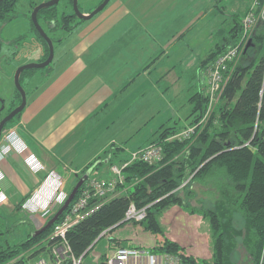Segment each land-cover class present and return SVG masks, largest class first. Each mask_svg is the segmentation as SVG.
Returning a JSON list of instances; mask_svg holds the SVG:
<instances>
[{
    "label": "trees",
    "instance_id": "trees-1",
    "mask_svg": "<svg viewBox=\"0 0 264 264\" xmlns=\"http://www.w3.org/2000/svg\"><path fill=\"white\" fill-rule=\"evenodd\" d=\"M18 1L0 0V17L10 19ZM36 5L37 3L31 4V12ZM70 6L73 7V0H60L53 6L41 8L37 14L39 23L54 45L57 41L62 42L64 37H54L51 32L61 29V35L71 33L84 21L77 17L73 9L69 11ZM247 10L244 13L232 14L229 31L203 59L199 70L193 73L202 88L189 98L193 104L189 113V125L197 123L206 114L209 93L207 80L206 83H202V80L204 77L207 78L208 68L217 57L239 41L242 34L241 17ZM31 24L44 49L40 60L43 61L49 55V47L33 21ZM50 67L51 64L45 67V73H48ZM36 71L37 68L24 70L20 76L21 84L24 76L30 83ZM40 79L45 80L46 77L39 78V81ZM35 88L31 87L30 91ZM16 93L19 102L16 104L13 101L8 112L21 102V94L17 89ZM20 114L21 112L10 120L7 126L16 123ZM257 119L259 128L251 145H243L252 138ZM177 127L176 124L171 126L162 124L157 131L158 136L148 143L158 144L162 148V158L154 163L143 160L128 163L122 169L123 183H117L116 186L124 191L103 201L97 210L68 231L67 237L75 255L83 253L86 255L104 229L112 227V231L127 222H140L146 230L163 233L160 216L172 206L179 205L191 214H201L209 221L213 250L211 260H198L191 255L183 254L181 252L183 247L168 238H165L162 244L153 246V250L180 252L185 264H231V246L239 242L237 235H241L242 230V225L237 229L232 223L233 217L230 214L233 213L235 216L234 213H237L239 223L242 221L247 230L249 243H245V246H248L249 263L264 264V23L259 24L252 36L251 44L237 61L220 102L211 111L204 128L186 139H170L169 136L177 131ZM103 153L105 156L97 157L79 171L81 173L76 182L88 171L89 175L71 204L80 196L91 178L96 177L94 174L96 170L122 164L131 158V153L126 152L120 145L112 144ZM109 176L101 178L110 180ZM201 192L204 194L202 197H212L214 204L210 206L193 204V199L199 197ZM215 192L218 197H214ZM28 196L29 194L20 197L13 210L0 205V264H21L26 261L21 257L25 253L28 252V256L33 257L42 252L44 250L42 246L32 248L50 235L54 225L61 221L69 210L68 207L57 221L39 234H36V231L48 220L39 228L35 227L34 222H28L30 228L23 233L25 236L21 235V239L11 243L10 235L22 234V230L19 232L17 230L19 226L23 228L19 224H24L22 221L24 219L18 214L25 211L22 205ZM199 201L204 202L203 199ZM131 202L137 208L145 207L146 216L141 221L125 219ZM52 216L53 214L49 215L48 219ZM117 244L133 246L125 240L111 243L113 247ZM17 258L19 259L14 260ZM104 259L105 255L100 264L104 263Z\"/></svg>",
    "mask_w": 264,
    "mask_h": 264
},
{
    "label": "rangeland",
    "instance_id": "rangeland-1",
    "mask_svg": "<svg viewBox=\"0 0 264 264\" xmlns=\"http://www.w3.org/2000/svg\"><path fill=\"white\" fill-rule=\"evenodd\" d=\"M44 1L47 0H19L16 10L12 13L10 19H2L0 17V101L2 100L1 102L4 104L2 108L3 112L0 115L4 114L8 108L12 106L13 101L16 104L19 102L14 81L17 68L22 64L39 62L41 60V57L36 56V51L33 50V48H35V42L39 44L41 51L44 53L42 43L32 30L31 24V4H39ZM101 1L102 0H78V6L80 10L87 13V11L93 10ZM127 2L128 6L132 7V12L134 11L138 18L147 20L144 24L146 30H141V32L139 30V36L141 37L136 43V49L134 50L132 46L129 51L128 58L131 65L129 68L125 69L126 71L131 70V73L135 71V80L124 87L122 85L124 82V75L120 73L115 83H108L111 91L113 90V86H120V90L116 92L117 97H113L112 92L107 95L109 91L104 87L96 89L95 87L97 85L95 82L90 81L86 86L90 88V92L93 94H98L100 97L107 95L106 97H101L102 101L108 105L106 106L104 103L101 105L102 107L98 116L100 122L98 131L102 133L106 140L110 136H114L117 141L116 144L120 145V142H123L124 145L121 146L125 148L126 152L131 153L135 149L142 148V145H151L148 143L158 136L157 131L162 124H164V126L176 124L178 126L177 131L172 134V136H169V138L179 139L185 135L184 131L188 129L189 126L197 124L202 119L201 118L197 123L189 125V113L193 105L189 101V98L197 90L201 89L198 78L195 79L193 72H195L194 70L196 69L199 70V63L201 64L203 59L215 47V44L221 40L222 36L226 34L227 31H229L232 25V14L236 12L244 13L251 5L252 0H127ZM72 9L74 11V7L70 6L69 11H72ZM122 9H124V7L122 8L118 5V0H110L102 11L98 12L92 18L81 22L71 33L61 35V29H56L51 32L54 37L59 36L64 37V39L62 42L57 41L54 45L55 58L51 63L48 73H45V68L37 69L34 75V81L32 80L30 83V80H28L26 76L23 77L22 86L25 91L27 90V104L23 110L24 114L32 108H37L41 110L40 115H42L43 118L49 119L51 111L53 108H56L61 111V117L64 119L67 117L69 102L75 97L81 100V97L79 98L80 94L85 96L84 99H86L88 103V106L82 108V110H86L92 104V98H94L95 95H88L80 89L74 90L69 88V85L66 86L69 89L61 90L60 88L53 89V87H48L44 92L40 91L35 95L32 94L36 93L41 84H44V80L40 79L39 81V78L46 77L47 79L48 77H52L58 65L60 68L67 66L66 63L64 65L59 63L58 54L60 50L64 47H71L74 40L80 35H84L86 31H104L116 19L118 12ZM242 16L244 17V15ZM243 17L241 18L243 19ZM134 63L136 65H133ZM146 64L152 65V71L149 75L145 74ZM173 64L176 65L174 69L178 77H176V74L166 75L168 79H171L169 84L166 77L160 74V70L165 67L164 65L169 66ZM114 75L116 76L117 73H114ZM133 75L134 74H132L131 77ZM109 76L111 77V74ZM53 78L54 77L49 78L50 80H48L51 82ZM68 79L69 75H64L62 76V80H59L57 83H62L63 85ZM203 79L206 83L207 78L204 77ZM129 80L130 79H128L125 84H127ZM36 86L37 88H35ZM31 87L36 89H34L35 92L34 90L30 91ZM90 96L91 98H89ZM34 97L37 98L35 103ZM118 106H120V112L116 115L113 110ZM102 119H104V122L101 127ZM88 121L92 124L94 119L90 118ZM89 122L78 127L77 131H79L82 126L86 128ZM15 126L16 123L11 126L8 125L5 134ZM101 139L102 138H99L97 140L100 141ZM95 148V144L92 146L89 145L86 150L90 151ZM103 152L104 151L101 150L99 152L100 155H95L92 160L94 161L97 157H102V155L105 156ZM79 173L77 176L72 177V175H69L70 177H67L68 181L64 186L66 198L77 183L76 180ZM94 174L99 178H101V176L108 177L109 175L111 179L115 178L111 171V166L96 170ZM64 177H66V174H64ZM0 189V205L13 210L14 205L20 197H6L2 186H0ZM34 191L35 190L27 193V195L29 194L28 199L25 200L22 205V209L25 211L18 214L20 218L24 219L22 220L24 224H19L22 225L23 228L19 226L17 230L18 232L22 230V234L15 233L10 235L9 240L11 243L21 239V235L25 236L23 233H26L30 228L28 227V222H34L35 227L39 228L48 220V215L54 214L63 204L58 205V208H51L46 216L40 215L37 212L38 210H30L33 207L34 197L38 195V192ZM122 191L124 190L116 188L108 197L119 195ZM203 195L204 194L201 192L200 196L195 197L192 203L198 204V206L201 204H205L206 206L214 204L212 201L213 199H211L212 197H202ZM199 199H203L205 203H201L202 201L200 202ZM216 201L217 200H215V202ZM178 206L179 205H174L173 207H176L174 210H176ZM181 208L184 212L188 213L187 215L191 214L183 207ZM174 210L170 212L171 214L169 213L168 220L165 219L167 223L171 224L169 227L162 222L164 213L160 216L163 233H153L146 230L144 225L140 222H127L115 228L107 235L97 239L91 245L89 252L83 257L82 264H100L104 255L111 252V243H115L116 240H125L128 242L133 240L137 243L153 246L157 243V239H160V241L165 240V238H167L166 236L170 235V232L179 233L180 229L172 224L175 221L173 217ZM234 214L235 216H233V213L230 214L233 217H231L233 220L232 223L237 229L242 225V230H240L241 235H237V237L239 242L243 241V243H233L230 250V261L231 264H250L248 246H245V243H249L247 230H245L242 221L239 223L237 219L239 218L238 214ZM199 215L202 216L201 214ZM204 220L208 221L207 219ZM133 221L135 220L133 219ZM180 221L186 222L185 216L180 218ZM201 228L200 226L199 230ZM210 235L211 234H209V236ZM168 239L171 240L170 237ZM208 241L211 245L212 240L210 242V238H208ZM41 246L42 244L39 242L32 249ZM45 252L46 251H42L33 257L28 256L29 253L27 252L21 257H24L27 261H32ZM19 258L14 260H18ZM195 258L198 260L207 259L210 261L212 257L210 259Z\"/></svg>",
    "mask_w": 264,
    "mask_h": 264
},
{
    "label": "crops",
    "instance_id": "crops-1",
    "mask_svg": "<svg viewBox=\"0 0 264 264\" xmlns=\"http://www.w3.org/2000/svg\"><path fill=\"white\" fill-rule=\"evenodd\" d=\"M118 5L122 8L124 7V9L118 12L116 19L104 31H86L84 35H80L74 40L71 47H64L59 51V63L63 65L66 63L67 66L60 68L58 65L53 72L52 77L54 78L52 81H49V78L52 77L45 79L44 84H41L36 93L32 95L40 91L44 92L48 87H53V89L60 88L61 90L69 88L80 89L88 95H92L90 88L86 86L91 81L97 85L96 89L104 87L109 91L107 95L112 92V96L117 97L116 92L120 90V86H113L111 91L108 83H115L120 73L124 75L122 84L124 87L135 80V71L131 73V70L126 71L125 69L131 65L128 58L129 51L132 46L134 50L136 49V43L141 37L139 36L141 30H146L144 24L147 20L138 18L136 13L132 12V7L128 6L127 0H118ZM34 46L33 50L36 51V56L42 57L43 52L39 44L35 42ZM133 65L136 64L134 63ZM164 66L160 70L162 76L166 77V75L176 74V77H178L174 69L175 64ZM145 68V74L149 75L152 71V65L146 64ZM114 73H117V75L115 76ZM110 74L111 77L109 76ZM132 74L134 75L131 77ZM64 75H69L68 81L63 83V85L62 83H57L62 80ZM167 77L166 79L170 84L171 79ZM128 79L130 80L125 84ZM203 80L202 83L204 82ZM67 85H69V88L66 87ZM93 95L95 96L92 98V104L86 110H82V108L88 106L84 95L80 94L79 98L81 97V100L76 99L77 97L73 98L69 102L67 117L64 119L61 117V111L56 108L51 111L49 119L43 118L40 115L41 110L37 108L30 109L26 114L23 111L21 112L15 127L22 136L25 146L22 150H11L5 158L0 159V186H2L6 197H23L33 190L39 193L40 188L45 187L46 177L50 174L65 178V184H67V177L69 175H72V177L77 176L79 171L93 161L92 159L95 155H100L99 152L101 150H106L112 144L117 145L114 136H110L106 140L102 133L98 131L100 124L98 116L101 105L104 103L101 97H106L107 95L101 97L98 94ZM33 99L35 103L37 98L34 97ZM113 112L118 115L120 106L116 107ZM90 118L94 119L92 124L88 121ZM86 122H89L86 128L82 126L77 131L78 127ZM103 122L104 119H102L101 127ZM99 138L102 139L98 141L97 139ZM120 143V146L124 145L123 142ZM94 144L96 145L95 149L86 150L89 145L92 146ZM32 159H38L45 166L44 170L34 172L29 167V161ZM64 174H66V177H64ZM214 194L218 197L217 192ZM175 208L172 206L164 212L162 216L164 225L166 224L168 227L171 225L165 219L168 220L169 213ZM174 211L173 217L175 221L172 224L176 225L180 232H170V235L166 237H170L171 240L182 245L183 250L181 252L183 254L210 259L213 250L212 238L211 235L209 236L211 234L209 222L197 213L187 215L188 213L184 212L179 206ZM184 216L186 222L180 221V218ZM200 226L202 228L199 230ZM208 238H210L211 245ZM163 241L157 239L155 245L162 244ZM129 242L133 245L147 246L133 240Z\"/></svg>",
    "mask_w": 264,
    "mask_h": 264
},
{
    "label": "built area",
    "instance_id": "built-area-1",
    "mask_svg": "<svg viewBox=\"0 0 264 264\" xmlns=\"http://www.w3.org/2000/svg\"><path fill=\"white\" fill-rule=\"evenodd\" d=\"M260 23H264V0H252L251 5L248 7L247 12L242 19V34L239 41L220 54L215 62L208 68L207 90L209 93V104L206 114L197 124L189 126V128L184 131L185 135L179 139H186L196 133L197 130L200 132L204 128L209 119L208 115L210 116L211 111L216 104L220 102L237 61L246 50L248 42L252 39V36L256 32ZM258 128L259 124L257 119L254 125L252 138L246 141L243 145H251V141L255 137ZM24 146L25 144L21 135L15 127L12 128V130L4 135V139L0 144V159H3L11 150H22ZM162 156V148L159 145L151 144L143 146L142 148L135 149L131 152V158L129 161L120 165H111V171L115 176L114 179L107 180L99 177L91 178L88 185L83 188L80 196L72 204H69V210H67L62 220L56 223L50 235L40 242L42 247H44L43 251L46 252L34 258L32 261L26 260L21 264H82L85 253L79 256L74 254L67 237L68 231L97 210L103 204V201L110 198L108 196L115 191L117 183H123L124 177L122 169L128 165V163L134 160H143L154 163L155 161L160 160ZM29 167L34 172H38L45 168L38 159H32L29 161ZM45 182L47 185L45 184L44 188H40L38 195L34 197L33 207L30 209L32 211L33 209H35V211L38 210L37 212L43 216H46L51 208L53 209L54 207L61 205L66 200L64 189L66 182L65 178L50 174L46 177ZM145 216V207L137 208L136 205L131 202L126 211L125 219L141 221ZM111 228L112 227L104 229L97 239L107 235L111 231ZM103 264L185 263L183 261L182 253L180 252H159L153 250L152 247L143 245H116L111 247L110 253L105 254Z\"/></svg>",
    "mask_w": 264,
    "mask_h": 264
},
{
    "label": "water",
    "instance_id": "water-1",
    "mask_svg": "<svg viewBox=\"0 0 264 264\" xmlns=\"http://www.w3.org/2000/svg\"><path fill=\"white\" fill-rule=\"evenodd\" d=\"M60 0H47L44 1L42 3L37 4L31 14V19L35 25V27L37 28V30L39 31V33L42 35V37L46 40L48 47H49V55L47 56V58L43 61H39V62H29V63H25L22 64L21 66H19L15 72L14 75V81H15V85L16 88L18 90V92L21 94V102L20 104H18L14 109H12L1 121H0V136L2 133L3 128L5 127V125L12 120L18 113L22 112L23 109L25 108L26 104H27V95H26V91L23 88L21 82H20V76L22 74V72L26 69H32V68H45L48 65H50L52 63V61L54 60V56H55V48H54V43L52 41V39L50 38V36L46 33V31L44 30V28L42 27V25L39 23L38 18H37V14L39 12V10L41 8H45V7H49V6H53L55 4H57ZM110 2V0H102L93 10H91L90 12H83L82 10H80L79 6H78V0H73V7H74V12L77 15V17H79L80 19H90L92 18L94 15H96L98 12L102 11ZM251 44V40L248 42L247 47ZM2 101V100H1ZM4 107V104L2 103L0 110ZM89 175V171L87 173L84 174V176H82L77 183L75 184V186L73 187V189L71 190V192L69 193V196L67 197V199L65 200V202L61 205V207L54 213V215L48 219L47 223L41 227L39 230L36 231V234H39L40 232H43L44 230H46L49 226H51L55 221H57L59 219V217L63 214V212L68 208L69 204L72 202V200L74 199L76 193L78 192L80 186L83 184V182L85 181V179L88 177Z\"/></svg>",
    "mask_w": 264,
    "mask_h": 264
},
{
    "label": "flooded vegetation",
    "instance_id": "flooded-vegetation-1",
    "mask_svg": "<svg viewBox=\"0 0 264 264\" xmlns=\"http://www.w3.org/2000/svg\"><path fill=\"white\" fill-rule=\"evenodd\" d=\"M1 102V101H0ZM1 105H2V102H1V104H0V108H1ZM3 112V110L1 109L0 110V113H2ZM10 112V111H9ZM8 111H6L4 114H2V115H0V121L9 113ZM6 129H8V126H7V124L5 125V127L3 128V130H2V133H1V136H0V144H1V142L3 141V139H4V135H5V131H6ZM8 154V153H7ZM6 154V155H7ZM6 155H5V157H6ZM4 157V158H5Z\"/></svg>",
    "mask_w": 264,
    "mask_h": 264
}]
</instances>
